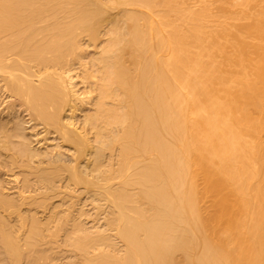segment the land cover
I'll use <instances>...</instances> for the list:
<instances>
[{
  "label": "bare ground",
  "instance_id": "obj_1",
  "mask_svg": "<svg viewBox=\"0 0 264 264\" xmlns=\"http://www.w3.org/2000/svg\"><path fill=\"white\" fill-rule=\"evenodd\" d=\"M0 264H264V0H0Z\"/></svg>",
  "mask_w": 264,
  "mask_h": 264
},
{
  "label": "rangeland",
  "instance_id": "obj_2",
  "mask_svg": "<svg viewBox=\"0 0 264 264\" xmlns=\"http://www.w3.org/2000/svg\"><path fill=\"white\" fill-rule=\"evenodd\" d=\"M52 140V138H50Z\"/></svg>",
  "mask_w": 264,
  "mask_h": 264
}]
</instances>
